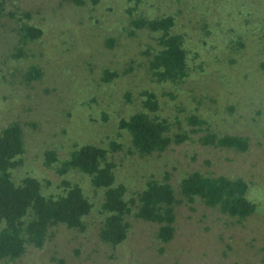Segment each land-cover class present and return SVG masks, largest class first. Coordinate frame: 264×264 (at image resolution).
<instances>
[{"label": "rangeland", "instance_id": "rangeland-1", "mask_svg": "<svg viewBox=\"0 0 264 264\" xmlns=\"http://www.w3.org/2000/svg\"><path fill=\"white\" fill-rule=\"evenodd\" d=\"M8 10L28 11L27 22L43 35L28 42L24 54L18 21L0 19V129L12 121L22 127L24 153L11 171L49 181L44 190L58 192L62 178L77 182L92 202L83 231L57 225L42 248L29 246L24 264H264V0H99L75 5L64 0H7ZM171 15V32L183 36L189 75L179 83L158 82L149 72L143 51L157 48V32L135 29L137 17ZM131 28V29H130ZM31 66L41 76L26 80ZM127 68H130L129 71ZM126 69V71L124 70ZM106 70L118 76L106 81ZM155 94L154 113L185 125L195 114L217 134L245 136L248 148L202 145L197 133L162 152L141 156L121 118L147 110L143 91ZM201 134V133H200ZM112 152L117 182L141 189L151 177L168 172L178 191L180 179L192 171L242 177L255 212L237 221L199 201L175 207L174 237L156 238L158 225L134 215L127 237L111 246L99 238L104 214L103 190L81 172L58 175L43 166L44 152L69 156L75 144L94 143ZM178 193V192H177ZM179 195V194H178ZM2 223H0V228Z\"/></svg>", "mask_w": 264, "mask_h": 264}, {"label": "trees", "instance_id": "trees-1", "mask_svg": "<svg viewBox=\"0 0 264 264\" xmlns=\"http://www.w3.org/2000/svg\"><path fill=\"white\" fill-rule=\"evenodd\" d=\"M75 5L87 1L97 4L99 0H64ZM138 1V0H135ZM8 10L7 0H0V19L8 17L18 21L20 48L15 57L24 54L23 47L43 35L40 26L29 20L30 13ZM135 29L157 32V48L147 47L143 54L148 56L150 75L158 82L179 83L189 75L188 51L184 47L183 36L171 32L174 17L165 15L147 18L137 16L130 20ZM130 68H127L129 71ZM126 71V69H124ZM42 70L36 66L24 73L26 80L41 76ZM117 71L106 70L103 79L108 81L118 76ZM143 105L147 110L136 111L127 118L119 120L120 129L130 136L133 151L141 156L162 152L171 145H178L191 139L192 133L198 134L202 145L228 147L239 151L248 148L245 136L217 134L209 128L205 119L191 114L186 117L185 125L176 121V131L171 122L154 113L158 109L155 94L143 91ZM201 133V134H200ZM122 145L110 141L105 148L94 143L75 144L69 156L60 159L54 150L44 152L43 166L53 169L58 175L81 172L90 178L94 188L103 190L100 211L104 214L99 228L101 241L116 246L128 235L131 223L129 216L134 215L144 222L156 223V238L169 242L175 234V207L184 199L188 202L199 201L217 209L220 213L242 221L256 210V204L248 198L249 183L242 177L211 175L192 171L183 176L178 183V191L166 172L161 179L151 176L145 185L134 192L117 182L114 174L116 162L110 159L112 152ZM21 125L12 121L0 129V264H24L20 261L29 246L42 248L50 235L51 228L64 225L83 231L86 227L84 217L92 210V202L77 182L62 178L58 192L44 190L49 181L33 176H25L16 182L11 171L21 164L24 153ZM178 192V193H177ZM179 194V195H178Z\"/></svg>", "mask_w": 264, "mask_h": 264}]
</instances>
